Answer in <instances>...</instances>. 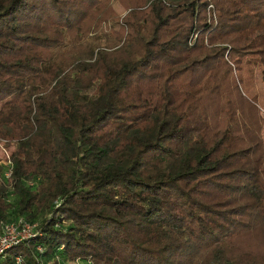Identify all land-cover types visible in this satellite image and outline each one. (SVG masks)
I'll return each instance as SVG.
<instances>
[{
	"label": "trees",
	"instance_id": "1",
	"mask_svg": "<svg viewBox=\"0 0 264 264\" xmlns=\"http://www.w3.org/2000/svg\"><path fill=\"white\" fill-rule=\"evenodd\" d=\"M99 1L0 0V153L41 214L0 264H264V0H142L140 27L79 33Z\"/></svg>",
	"mask_w": 264,
	"mask_h": 264
},
{
	"label": "rangeland",
	"instance_id": "2",
	"mask_svg": "<svg viewBox=\"0 0 264 264\" xmlns=\"http://www.w3.org/2000/svg\"><path fill=\"white\" fill-rule=\"evenodd\" d=\"M128 0H100L93 8H90L88 12L86 13L87 16L81 21L78 22V27L81 28L79 30V33L81 34H88V35H94L98 31H105L106 34H111L115 31H127V28H125V18L131 19L138 17L140 20L138 22L139 27L143 25L147 17H144L145 14V6L144 3H142V0H137L136 2H133L132 4H127ZM209 15V14H208ZM107 16V20L105 21L103 18ZM124 27V28H121ZM73 32V30H72ZM69 33V37L71 39H79L81 36L76 33ZM105 34V35H106ZM89 36V37H90ZM113 37V36H112ZM112 37L109 39L111 40ZM78 40H76L77 42ZM223 100H224V93ZM222 100V101H223ZM263 154V145L259 139L255 140L253 139V147L251 156L255 163H259L261 160ZM12 170H13V164L11 159L9 158V154L7 150L2 149L0 153V182L4 185L6 192H7V203H9L11 206H9L7 211L6 218L1 221L0 223V234L3 231L4 226H8L10 229L13 230L14 233L21 232L18 230H22L25 227V224L31 225L34 222L39 223L41 219V214L36 213L33 216L30 215H20L17 212V196L14 194V185L13 180L11 178L12 176ZM32 178L31 176H24L23 183H25V186L28 190L34 189V185H31ZM29 214V213H28ZM19 218H22V223H19ZM38 226V224H37ZM33 231L36 230V227H32ZM255 246L252 250L254 253H256V256H263L264 254V242L258 243V241H253ZM250 244L247 245V247L244 249L236 248L235 251H237V255H241L242 257H245L243 253L247 251ZM250 249V248H249ZM245 250V251H244ZM251 250V249H250ZM163 256V252H159V257L161 258ZM65 264H90L88 260L84 259H76L73 261H65Z\"/></svg>",
	"mask_w": 264,
	"mask_h": 264
},
{
	"label": "built area",
	"instance_id": "3",
	"mask_svg": "<svg viewBox=\"0 0 264 264\" xmlns=\"http://www.w3.org/2000/svg\"><path fill=\"white\" fill-rule=\"evenodd\" d=\"M31 185H34L32 180ZM19 223H22V218H19ZM37 222L32 223L31 225L25 224V227L22 230H18L21 232L14 233L12 229L8 226L3 227V231L0 234V255L4 253V251L13 246L18 244L19 242L23 241L24 239L33 236L37 233ZM32 227H36V230H31Z\"/></svg>",
	"mask_w": 264,
	"mask_h": 264
}]
</instances>
